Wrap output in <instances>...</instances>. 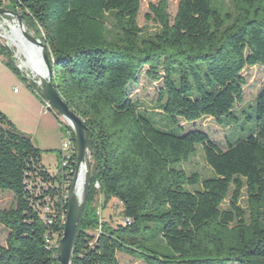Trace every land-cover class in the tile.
Segmentation results:
<instances>
[{"label":"trees","instance_id":"obj_1","mask_svg":"<svg viewBox=\"0 0 264 264\" xmlns=\"http://www.w3.org/2000/svg\"><path fill=\"white\" fill-rule=\"evenodd\" d=\"M168 3L149 6V31L138 25L141 0H0L47 46L52 83L87 128L89 181L71 264H120L118 254L143 264H264V87L253 106L234 110L244 69L264 70V0H178L173 19ZM0 58L34 94L1 42ZM144 70L160 83L158 120L129 97ZM202 118L238 137L221 150L180 126ZM199 147L209 177L181 167ZM63 186L0 112V192L14 197L0 210V264H57L46 240L58 243L63 231ZM98 197L101 210L120 205L122 223L97 216Z\"/></svg>","mask_w":264,"mask_h":264},{"label":"rangeland","instance_id":"obj_2","mask_svg":"<svg viewBox=\"0 0 264 264\" xmlns=\"http://www.w3.org/2000/svg\"><path fill=\"white\" fill-rule=\"evenodd\" d=\"M158 1L159 0H141L137 21L138 25L143 28V30H155V27L151 22H146L145 15L148 14L149 6L151 4H157ZM226 2H228V0H226ZM177 4L178 0H169L168 14L171 19H173L176 14ZM0 22H2L1 19ZM5 28L7 27L5 26ZM27 30L31 35L35 36L32 28L27 26ZM0 42L2 45L6 46L5 39L0 38ZM23 61V58L19 59V62L16 61L15 66L17 67V65H21L22 68H20L22 69L21 73L23 76L27 80L32 81V75L23 65ZM145 72L146 70L140 73L138 84L129 86V97L132 100L138 101L143 110H147L148 113L154 114V118L158 120L160 118L158 116L160 113L156 109V100L158 97V91L160 89V83L149 79ZM242 77L244 78L246 84L243 87V102L239 105H236L234 109L236 113L245 110L248 106H253L257 94L264 87V70L260 66L245 68L242 72ZM21 82H23V80L19 79L17 84L14 86L5 81L1 82L0 93L5 94L8 99H12V92L14 89H17V91L20 92H22V90H27L25 89L26 87L24 85H21ZM31 94L37 99L35 94ZM38 103L39 110H41V102L38 101ZM15 105L14 107L16 108H13V111L16 115L15 117L23 120L21 123H18L24 127L22 131H18L28 137L34 146L40 150L41 162L48 169V171H56L59 161V151L61 150V136L64 138L67 137L66 130L64 128L61 130L59 129L57 119H55V116L51 113H44L43 116L39 115L38 113L36 116V113L33 111V106L30 99H21L15 103ZM180 126L185 133L198 130L206 134L209 140L221 150H225L227 148L228 142H233L238 137V130H235L226 124L218 123L211 118H202L194 123L180 122ZM181 167L187 173H197L202 178L211 176V171L203 159V154L200 147L197 148L196 155ZM100 203L101 200L98 197L96 199L95 205V211L98 217L105 221L112 220L113 225L123 222L122 218L120 217L121 207L117 202H109L108 205L102 210ZM13 205V195L9 192H0V210L9 209ZM240 205L245 207L244 198L241 200ZM7 234V231L0 226V246L5 245ZM117 259L120 264H143L141 261L134 260L133 258L123 254H118Z\"/></svg>","mask_w":264,"mask_h":264},{"label":"water","instance_id":"obj_3","mask_svg":"<svg viewBox=\"0 0 264 264\" xmlns=\"http://www.w3.org/2000/svg\"><path fill=\"white\" fill-rule=\"evenodd\" d=\"M0 19L16 22L22 30L23 38L33 46L40 47L39 64L42 66V74L36 72L32 82L35 85L41 97H44L52 106L57 115H59L70 127L73 132L76 148V171L74 182L67 202L66 220L62 235L58 241L57 264H71L73 240L77 230V225L83 209V200L87 192L89 181V151L86 141V126L81 118L67 105L57 92L52 83L53 65L48 59L47 46L36 36L31 35L27 30L25 16L18 11H13L0 7ZM26 28V30H25ZM2 38V37H0ZM6 47L13 53V62H19L16 51L6 41ZM17 68L22 71L20 65ZM78 178H81V191L77 189Z\"/></svg>","mask_w":264,"mask_h":264},{"label":"built area","instance_id":"obj_4","mask_svg":"<svg viewBox=\"0 0 264 264\" xmlns=\"http://www.w3.org/2000/svg\"><path fill=\"white\" fill-rule=\"evenodd\" d=\"M34 94L41 102V107H42L41 110L43 113H51L53 115H57L54 109L52 108V106L50 105V103L44 97H41L37 90H35ZM57 116H58L57 122H58L59 129L61 130L64 128L67 132L66 134L67 137L64 138L63 136H61L62 141H61V150L59 151L58 167L56 171L51 172V173L59 174L62 177V180L64 182L62 199L64 202L67 203L69 194H70L73 182H74V176H75V171H76V167L73 169L72 165H70L71 159L74 154L76 157V148L75 146H73L74 143H73L72 130L70 129L68 124L59 115ZM89 159H90V156H89ZM72 162L76 164V160ZM43 212L45 213L49 212V208L46 206L43 209ZM61 220L64 225L65 220H66V212H65V215L62 216ZM125 222H129V220L126 219ZM58 237L59 236H57V238ZM46 242L49 245V247H58L57 239L54 240V239L47 238Z\"/></svg>","mask_w":264,"mask_h":264},{"label":"bare ground","instance_id":"obj_5","mask_svg":"<svg viewBox=\"0 0 264 264\" xmlns=\"http://www.w3.org/2000/svg\"><path fill=\"white\" fill-rule=\"evenodd\" d=\"M5 26L7 28H5ZM0 37L5 39L8 44L16 51L19 59H24L23 65L29 70L32 78L33 76H36V72L38 74H42L43 69L39 64L40 47L30 45L23 38L22 30L19 28L16 22L5 20L4 23H0ZM81 185V178H78L77 189L79 192L81 191Z\"/></svg>","mask_w":264,"mask_h":264},{"label":"crops","instance_id":"obj_6","mask_svg":"<svg viewBox=\"0 0 264 264\" xmlns=\"http://www.w3.org/2000/svg\"><path fill=\"white\" fill-rule=\"evenodd\" d=\"M2 58H0V83L1 82H7L11 84L12 86L17 84V81H19V78L13 74L2 62ZM21 85H25L24 82H21ZM25 89L27 90H22V92L17 91V89H14L12 92V99H8L5 94L0 93V112L3 113L16 127L17 130H23L24 127H22L19 123H21L23 120H21L18 117H15V113L13 111L15 103H17L21 99H30L32 106H33V111L36 113V116L41 115L43 116V112L39 110V103L40 101L38 98H34L32 96V92L26 87ZM30 97V98H29ZM16 106V105H15ZM34 114V113H33ZM27 116V115H26ZM56 119V118H55ZM18 120V121H17ZM19 122V123H18ZM42 163V162H41Z\"/></svg>","mask_w":264,"mask_h":264}]
</instances>
